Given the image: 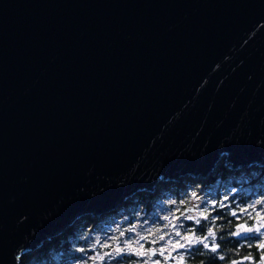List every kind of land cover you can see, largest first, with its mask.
<instances>
[{"label": "water", "instance_id": "1", "mask_svg": "<svg viewBox=\"0 0 264 264\" xmlns=\"http://www.w3.org/2000/svg\"><path fill=\"white\" fill-rule=\"evenodd\" d=\"M220 163L264 168V0H0V264Z\"/></svg>", "mask_w": 264, "mask_h": 264}, {"label": "rangeland", "instance_id": "2", "mask_svg": "<svg viewBox=\"0 0 264 264\" xmlns=\"http://www.w3.org/2000/svg\"><path fill=\"white\" fill-rule=\"evenodd\" d=\"M255 168L257 167L227 173L224 178L220 177L219 180L213 181L216 183H206L205 180H194L189 177H183L180 182L161 181L154 192H142L145 194L147 206L141 202L130 201L126 205L132 206L130 212L116 210L113 213L112 211L104 213L99 216L100 218L90 217L85 225L78 227L74 233V236L80 239L87 238L81 257L74 263L110 264L109 262L116 256L138 254L134 250L142 247L146 249L149 244L152 247L156 241H164L172 249L184 243L188 237L200 239L196 235H188L189 230L184 221L197 220L198 217L204 216L207 208L214 203V194L217 191L220 201H223L229 192L236 190V187L229 183L233 175L237 176L238 181L244 182L258 175ZM261 205L255 197L243 204L242 212L252 218L251 224L244 225V228L252 231L236 229L235 234L258 232L257 228L264 232V227H261L264 224V211ZM164 223L166 227L163 228ZM170 224L174 226L172 232L175 235L166 236V229ZM116 247L119 248V252L115 251ZM144 252L146 254V250Z\"/></svg>", "mask_w": 264, "mask_h": 264}, {"label": "trees", "instance_id": "3", "mask_svg": "<svg viewBox=\"0 0 264 264\" xmlns=\"http://www.w3.org/2000/svg\"><path fill=\"white\" fill-rule=\"evenodd\" d=\"M254 170L258 171V175L250 177L244 182L238 181L237 176L233 175L229 179V183L235 186L236 190L229 192L223 201H220L217 191L214 194V203L207 208L204 216L198 217L197 220L184 221L185 225H189L187 229L198 237L207 234L208 238L222 240L223 242L219 245L225 248V254L239 253L242 255L246 253L243 247H239V250L234 248L236 239L233 232L236 230V226L249 225L252 222V218L242 212L244 203H248L255 197L258 199V204H262V211H264V168H255ZM236 171L238 170H228L220 163L216 172L205 179V182L216 183L213 181L219 180L220 177L224 178L227 173ZM240 186L242 188H239ZM144 196V193H139V202L147 206ZM88 219H90L89 216L79 218L64 233L47 241L34 253L22 255L21 264H75L73 261L81 257L87 244V238L80 239L74 236V233L78 227L85 225ZM210 232L214 235L210 236ZM246 240L247 242L243 245L252 241V237L246 236ZM217 253L209 252L211 255Z\"/></svg>", "mask_w": 264, "mask_h": 264}, {"label": "flooded vegetation", "instance_id": "4", "mask_svg": "<svg viewBox=\"0 0 264 264\" xmlns=\"http://www.w3.org/2000/svg\"><path fill=\"white\" fill-rule=\"evenodd\" d=\"M135 201L139 203V194L135 195L132 198H129L126 202L121 204L119 209L121 211L130 212L131 205L126 207L129 202ZM116 211V210H114ZM113 213V211H112ZM100 218V217H99ZM171 225V224H170ZM173 225V224H172ZM163 228L166 227L164 223ZM181 227V226H180ZM186 228V226H183ZM245 227V226H244ZM174 226H168L166 229V236H172ZM188 228V226H187ZM237 230H242L240 226H236ZM234 234L236 239L234 248L238 249L239 247L245 248L244 254H225V248L221 247L219 243L223 242L222 240L208 238L207 234H204L200 239H192L191 237L186 238L184 243H180L183 247L174 246L172 249L168 247L164 241H156L154 246L150 244L145 248H138L134 250V255L130 254H120L111 260L110 264H264V248L260 245L264 244V232H248L243 234ZM188 235H193L192 231H189ZM246 236H251L252 241H248L246 245H243L247 242ZM174 237V236H173ZM255 237V238H253ZM174 239L172 238V241ZM169 241V242H172ZM190 241H195L194 243ZM205 244L208 246L205 247ZM215 247V251H213ZM119 248L116 247L115 251ZM146 250V254L144 252ZM239 250V249H238ZM209 252H218L217 254H209ZM249 252V253H247ZM142 253V254H141ZM215 261H213L214 259ZM78 258L74 259L77 260ZM73 261V262H74ZM114 261V262H112Z\"/></svg>", "mask_w": 264, "mask_h": 264}, {"label": "snow or ice", "instance_id": "5", "mask_svg": "<svg viewBox=\"0 0 264 264\" xmlns=\"http://www.w3.org/2000/svg\"><path fill=\"white\" fill-rule=\"evenodd\" d=\"M240 227H241L242 230H245V231H252V229H245V228H244V225H241ZM261 227H264V224H262ZM256 231H259V228H257ZM209 235H210V236H213L214 233H211V232H210ZM190 242L194 243L195 241H190ZM207 246H208V245L205 244V247H207ZM180 247H183V245H180ZM260 247L264 248V244L260 245ZM212 250L215 251V250H216L215 247H213ZM117 251L119 252L120 250L118 249ZM141 254H142V253H141ZM234 264H236V262H234Z\"/></svg>", "mask_w": 264, "mask_h": 264}, {"label": "bare ground", "instance_id": "6", "mask_svg": "<svg viewBox=\"0 0 264 264\" xmlns=\"http://www.w3.org/2000/svg\"><path fill=\"white\" fill-rule=\"evenodd\" d=\"M49 241H50V240H49ZM46 242H47V241H46ZM46 242H45V243H46Z\"/></svg>", "mask_w": 264, "mask_h": 264}]
</instances>
